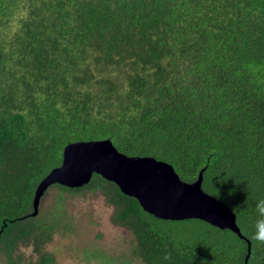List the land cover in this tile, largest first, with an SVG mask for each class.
<instances>
[{
  "label": "trees",
  "instance_id": "trees-1",
  "mask_svg": "<svg viewBox=\"0 0 264 264\" xmlns=\"http://www.w3.org/2000/svg\"><path fill=\"white\" fill-rule=\"evenodd\" d=\"M101 139L171 163L185 181L205 167L203 189L236 213L251 241L248 264H264V244L252 240L264 199V0H0V247L8 263L26 264L15 258L26 244L39 264H56L44 246L65 221L62 193L89 190L135 235L131 257L142 264H245L247 241L234 231L158 218L98 174L81 187L51 185L55 207L33 214L35 190L65 146Z\"/></svg>",
  "mask_w": 264,
  "mask_h": 264
},
{
  "label": "water",
  "instance_id": "water-1",
  "mask_svg": "<svg viewBox=\"0 0 264 264\" xmlns=\"http://www.w3.org/2000/svg\"><path fill=\"white\" fill-rule=\"evenodd\" d=\"M202 168L194 181L183 180L174 166L153 156H129L110 139L76 141L63 150L62 162L38 184L33 198L38 212L44 191L53 184L81 187L96 173L135 197L142 208L161 219L199 218L221 229H230L247 241L245 264L251 241L242 234L236 213L221 199L203 189Z\"/></svg>",
  "mask_w": 264,
  "mask_h": 264
},
{
  "label": "rangeland",
  "instance_id": "rangeland-1",
  "mask_svg": "<svg viewBox=\"0 0 264 264\" xmlns=\"http://www.w3.org/2000/svg\"><path fill=\"white\" fill-rule=\"evenodd\" d=\"M3 32H10V28L6 27ZM62 194L65 197L62 199L65 221L58 224L53 239L44 246L46 251L52 253L56 264H101L90 255L94 250L116 255L118 264H124L129 259V264H142L141 258L131 257L135 235L127 227L112 221L114 208L107 203L104 195L89 190L76 193L64 190ZM58 195L59 188L56 186H51L45 192L39 206L40 215L55 207ZM68 223L70 225L66 227ZM15 258L26 264H39L40 259L38 253L26 244H20ZM0 264H9L6 251L1 247Z\"/></svg>",
  "mask_w": 264,
  "mask_h": 264
},
{
  "label": "clouds",
  "instance_id": "clouds-1",
  "mask_svg": "<svg viewBox=\"0 0 264 264\" xmlns=\"http://www.w3.org/2000/svg\"><path fill=\"white\" fill-rule=\"evenodd\" d=\"M256 212L258 218L256 219L254 224V233L252 235V240L260 244H264V199H260L256 203Z\"/></svg>",
  "mask_w": 264,
  "mask_h": 264
}]
</instances>
